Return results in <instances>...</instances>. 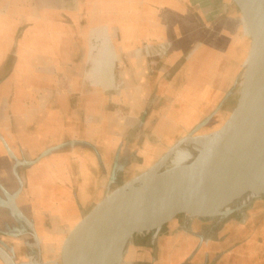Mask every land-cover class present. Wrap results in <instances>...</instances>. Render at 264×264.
Segmentation results:
<instances>
[{"label":"crops","instance_id":"0c3cea01","mask_svg":"<svg viewBox=\"0 0 264 264\" xmlns=\"http://www.w3.org/2000/svg\"><path fill=\"white\" fill-rule=\"evenodd\" d=\"M164 2L0 0V248L14 264H38L29 263L36 256L60 264L69 233L108 195L184 139L224 126L229 87L207 84L204 39L191 44ZM196 2L241 76L236 10L226 0ZM98 29L117 52L114 101L86 79ZM100 39L101 58L90 61L96 84L103 66L113 80L112 48ZM182 222L164 225L154 244L147 234L131 239L121 264H264V202L249 207L244 224L226 222L207 246L199 243L204 222L181 231Z\"/></svg>","mask_w":264,"mask_h":264},{"label":"water","instance_id":"95a60500","mask_svg":"<svg viewBox=\"0 0 264 264\" xmlns=\"http://www.w3.org/2000/svg\"><path fill=\"white\" fill-rule=\"evenodd\" d=\"M226 1L237 12L239 39L245 44L240 59L243 96L239 127L190 169L148 218H127L122 208L108 207L109 197L138 178L112 192L69 233L61 249L60 264H121L131 239L147 234L154 244L163 226L178 218L183 219L181 231L193 221L204 222L206 228L199 235V243L207 246L226 222L244 224L249 207L264 202V0ZM242 23L247 36L242 32ZM240 101L239 97L229 123L237 115ZM174 148L142 176L150 175ZM246 192L254 196L246 206L224 211L228 203ZM0 260L14 264L1 248Z\"/></svg>","mask_w":264,"mask_h":264},{"label":"rangeland","instance_id":"374dc122","mask_svg":"<svg viewBox=\"0 0 264 264\" xmlns=\"http://www.w3.org/2000/svg\"><path fill=\"white\" fill-rule=\"evenodd\" d=\"M167 9L171 10L173 15L176 17L177 21H180L184 28L190 32V42L194 44L197 37H202L205 41V47L201 50L200 55L204 54V74L208 80L207 84H211L212 82L216 84V86H220L222 88L229 87L224 92L223 98V109L220 112V119L225 121L224 126L221 128H225L229 126L233 121H235L242 113V79L241 76L237 74V71L233 67V65L229 62L226 58L224 52L222 51L221 47L215 40L214 34L211 31L209 25L204 21L202 15L198 9L196 0H165L164 2ZM244 23H242L243 27ZM243 32V31H242ZM244 33V32H243ZM247 36V33H244ZM102 37H107L110 43V47L112 48L114 60H113V68L111 74L113 75L112 82L110 79V73L107 66H103L102 70L100 71L98 79H100V84H96L91 81V71H92V64L91 60L96 59L98 60L101 58L99 54V48L101 45ZM165 49L164 53H168L170 49V45ZM149 47V46H148ZM149 50V49H146ZM164 50V46L160 47L156 54H160ZM154 52V50H153ZM199 55V56H200ZM151 67H155V64H151ZM119 66L117 64V52L112 45V40L110 36L101 29H98L93 32L91 35V43L88 52V70L86 73V79L88 83L96 88H100L105 90V97L106 99L112 98V100H116L118 93L120 91V80H119ZM235 79H238L235 81ZM230 85V86H229ZM240 97V106L237 112V115L231 120L235 109L237 108L238 101ZM109 100V99H108ZM114 105V102H113ZM219 125V121H216L207 131L203 134L205 136L215 135L218 131L213 132V130ZM213 132V133H212ZM244 242L237 243L238 245L244 244ZM258 245H261V241L257 242ZM34 260L38 264H42L41 259L39 257H32L29 260ZM257 261V260H256ZM53 264V263H52Z\"/></svg>","mask_w":264,"mask_h":264},{"label":"bare ground","instance_id":"6f19581e","mask_svg":"<svg viewBox=\"0 0 264 264\" xmlns=\"http://www.w3.org/2000/svg\"><path fill=\"white\" fill-rule=\"evenodd\" d=\"M242 31L246 33L245 24ZM243 93V92H242ZM242 113L229 126L215 135L190 136L175 146L169 158L150 175H144L129 184L124 190L114 194L110 206L122 208L127 218L144 220L161 205L170 191L208 157L233 130L239 127ZM254 196L246 192L235 197L224 208L225 212L235 211L246 206ZM109 199V200H110ZM103 210V207L101 208ZM98 248L96 251L98 252ZM117 264V263H116Z\"/></svg>","mask_w":264,"mask_h":264}]
</instances>
